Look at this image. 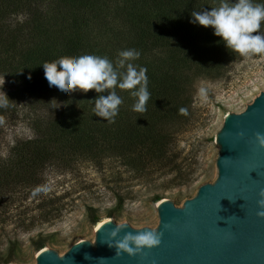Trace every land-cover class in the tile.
Listing matches in <instances>:
<instances>
[{
  "label": "trees",
  "instance_id": "obj_1",
  "mask_svg": "<svg viewBox=\"0 0 264 264\" xmlns=\"http://www.w3.org/2000/svg\"><path fill=\"white\" fill-rule=\"evenodd\" d=\"M220 2L0 0V75L8 80L2 95L10 98L0 107V139L20 120L32 132L0 153V222L24 215L29 230L61 217L69 192H61V181L53 187L49 181L74 174L84 163L103 168L117 162L139 180L170 171L180 183L191 180L181 170L178 143L194 118L195 83L220 77L243 58L211 27L191 22L192 11ZM129 48L140 51L134 63L147 69L146 112L133 111L132 90L117 87L123 103L109 123L93 112L99 95L94 89L65 95L45 78V62L95 54L115 63L119 51ZM87 213L96 224L91 206ZM35 243L39 250L45 239Z\"/></svg>",
  "mask_w": 264,
  "mask_h": 264
},
{
  "label": "rangeland",
  "instance_id": "obj_2",
  "mask_svg": "<svg viewBox=\"0 0 264 264\" xmlns=\"http://www.w3.org/2000/svg\"><path fill=\"white\" fill-rule=\"evenodd\" d=\"M8 80L0 75V95ZM264 91V56L243 57L232 62L218 78H202L195 83L194 118L180 135L182 172L191 180L173 179L176 172L154 173L148 179H134L117 162L103 168L84 163L68 176L52 177L50 186L61 181L69 194L63 199L64 212L51 223L28 228V221L8 219L0 222V263L36 264L35 242L43 237V248L64 255L77 242L95 243V224L89 223L87 207L98 221L107 218L115 224L156 230L158 201L181 207L196 195L199 186L216 180L220 154L217 140L225 117L242 112ZM0 153L6 154L17 138L32 135L28 121L20 120L5 128ZM20 212V211H19ZM28 215V214H26ZM26 217V216H25ZM28 220V217H26Z\"/></svg>",
  "mask_w": 264,
  "mask_h": 264
},
{
  "label": "water",
  "instance_id": "obj_3",
  "mask_svg": "<svg viewBox=\"0 0 264 264\" xmlns=\"http://www.w3.org/2000/svg\"><path fill=\"white\" fill-rule=\"evenodd\" d=\"M257 133L264 135V91L225 117L216 180L181 207L157 204L156 230L108 221L95 230V243L77 242L62 256L41 248L36 264H264V145ZM146 231L160 234V244L117 254V241Z\"/></svg>",
  "mask_w": 264,
  "mask_h": 264
},
{
  "label": "clouds",
  "instance_id": "obj_4",
  "mask_svg": "<svg viewBox=\"0 0 264 264\" xmlns=\"http://www.w3.org/2000/svg\"><path fill=\"white\" fill-rule=\"evenodd\" d=\"M191 17L192 23L211 27L232 52L243 57L264 56V2L221 0L218 7L192 11ZM140 55L139 50L129 48L119 51L115 63L106 56L84 54L76 58L60 57L42 65L49 86L62 94L94 89L99 94L94 100V114L113 123L123 103L122 97L115 91L117 87L132 90L131 95L136 98L133 111H147V102L151 97L147 69L134 63ZM9 99L6 93L0 95V107H7ZM180 112L186 114V109L181 108ZM257 137L260 144L264 145V135L257 133ZM260 215H264V212ZM117 232L118 229L114 230L112 236L115 237ZM160 242V234L154 231L128 233L123 240L116 242L117 254L119 250L134 254Z\"/></svg>",
  "mask_w": 264,
  "mask_h": 264
},
{
  "label": "bare ground",
  "instance_id": "obj_5",
  "mask_svg": "<svg viewBox=\"0 0 264 264\" xmlns=\"http://www.w3.org/2000/svg\"><path fill=\"white\" fill-rule=\"evenodd\" d=\"M164 200H160L158 201V204H160L161 202H163ZM109 220L107 218L105 219H101L99 220L96 224H95V229L97 230L100 226H102L103 224L107 223Z\"/></svg>",
  "mask_w": 264,
  "mask_h": 264
}]
</instances>
